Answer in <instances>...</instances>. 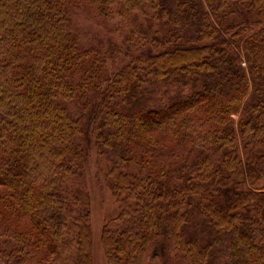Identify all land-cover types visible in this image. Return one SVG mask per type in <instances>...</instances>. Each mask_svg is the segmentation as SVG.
Here are the masks:
<instances>
[{"label":"trees","instance_id":"obj_1","mask_svg":"<svg viewBox=\"0 0 264 264\" xmlns=\"http://www.w3.org/2000/svg\"><path fill=\"white\" fill-rule=\"evenodd\" d=\"M93 151L109 264H264V0H0V264H93Z\"/></svg>","mask_w":264,"mask_h":264},{"label":"rangeland","instance_id":"obj_2","mask_svg":"<svg viewBox=\"0 0 264 264\" xmlns=\"http://www.w3.org/2000/svg\"><path fill=\"white\" fill-rule=\"evenodd\" d=\"M104 33L111 34L108 28H104ZM79 105L78 102L69 105L75 116L80 115V112L78 113ZM92 154L93 157L88 161L85 177V193L91 212L92 260L93 264H109L102 244V234L105 225L118 216L119 206L108 186L97 177L98 171L108 166V161L104 158L101 167L98 154L95 151Z\"/></svg>","mask_w":264,"mask_h":264}]
</instances>
